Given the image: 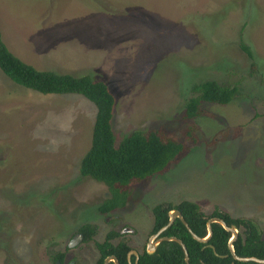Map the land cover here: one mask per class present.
Masks as SVG:
<instances>
[{
	"label": "rangeland",
	"instance_id": "1",
	"mask_svg": "<svg viewBox=\"0 0 264 264\" xmlns=\"http://www.w3.org/2000/svg\"><path fill=\"white\" fill-rule=\"evenodd\" d=\"M0 31L38 69L103 80L115 98L116 144L149 129L184 143L182 158L129 185L127 203L110 214L137 232L124 241L145 247L151 208L182 200L264 231V0H0ZM206 79L237 84L238 95L185 120L190 85ZM95 113L81 95L40 94L0 71V264H51L49 247L88 217L96 240L109 229L97 209L110 190L78 169Z\"/></svg>",
	"mask_w": 264,
	"mask_h": 264
},
{
	"label": "trees",
	"instance_id": "2",
	"mask_svg": "<svg viewBox=\"0 0 264 264\" xmlns=\"http://www.w3.org/2000/svg\"><path fill=\"white\" fill-rule=\"evenodd\" d=\"M238 45L251 59L253 52L240 35ZM0 71L13 83L40 94H77L90 101L96 107L89 149L79 162V174L107 185L111 197L104 199L99 206L100 213L123 207L128 186L143 181L156 174H163L172 162L186 154L183 142L163 129L134 130L123 136L116 144L112 128L115 98L108 85L89 74H72L54 69H38L14 55L6 46L0 31ZM238 95V85L219 83L214 79L194 82L181 105L183 118L191 121L202 114L204 103L225 105ZM197 128L194 123L188 127V135L193 140ZM120 200V202H119ZM178 210L191 230L200 238H205L207 221L212 217L222 219L227 226L233 225L238 234L232 245L240 257L264 259V231L249 218H232L224 211L214 210L205 215L200 206L192 201L182 200L177 204L159 203L151 208L153 225L151 233L157 232L168 222V213ZM84 228H86L84 226ZM212 234L206 242L195 240L185 226L175 218L169 228L160 236H173L185 245L190 264H261L252 261L234 260L228 248L231 233L221 224L212 223ZM127 242L120 243V264H129ZM102 255L100 262L102 264ZM131 264H186L183 250L176 241H161L152 253L143 251ZM264 264V263H262Z\"/></svg>",
	"mask_w": 264,
	"mask_h": 264
},
{
	"label": "flooded vegetation",
	"instance_id": "3",
	"mask_svg": "<svg viewBox=\"0 0 264 264\" xmlns=\"http://www.w3.org/2000/svg\"><path fill=\"white\" fill-rule=\"evenodd\" d=\"M126 203L127 202H125V204ZM97 210L100 213L99 209ZM116 210H120V203L116 208L100 213L106 215L105 222L109 228L100 241L96 240V236L99 235V233H97V224L95 225L93 223L91 217H88L84 223H80L79 227L75 226L73 232H71L73 223L70 224L69 231L71 234L67 240L64 243L57 241L54 248H52V246L49 247L48 251L53 249V252L47 254V258L50 259L51 264H98L102 255H104L102 264H105L106 260H108L107 264H120V243L125 242L122 238L123 233L126 230L132 234L137 232L134 228L120 229V214L110 215ZM84 226L86 228H84ZM148 243L149 239L145 247H139L138 249V247L135 248L131 246L129 241H127V244L131 247L130 250L137 253V255L132 253L129 258L127 257L129 264H131L132 257H134L135 262H137L139 255L143 251H147Z\"/></svg>",
	"mask_w": 264,
	"mask_h": 264
},
{
	"label": "water",
	"instance_id": "4",
	"mask_svg": "<svg viewBox=\"0 0 264 264\" xmlns=\"http://www.w3.org/2000/svg\"><path fill=\"white\" fill-rule=\"evenodd\" d=\"M168 217H169L168 222L150 237L149 243H148V249H147L148 252L152 253L155 250L156 246L161 241H165V240L176 241L178 244H180V246L183 250L185 263L190 264L187 249L180 239H178L177 237H173V236H160L162 232H164L167 228H169L171 226V224L173 223L175 218H179V220L182 222V224L185 226V228L191 234V236L199 242H206L210 238V236L212 234V228H211L212 223L216 222V223L221 224L225 230H227L231 233V238L228 241V248H229V252H230V254L234 260L242 261V262L252 261V262L261 263V264L264 263V259H260L257 257H240V256L235 254L232 243L235 240V238L237 237L238 230L233 225L227 226L226 223L220 218L212 217V218L208 219V221L206 223L208 234L205 238H200L191 230L188 223L182 217L181 213L178 210L174 209V210L169 211ZM132 253L137 255V253L135 251L130 250L129 253L127 254V257L129 258ZM107 261L108 260H106L105 264H107ZM231 264H233V263H231Z\"/></svg>",
	"mask_w": 264,
	"mask_h": 264
}]
</instances>
